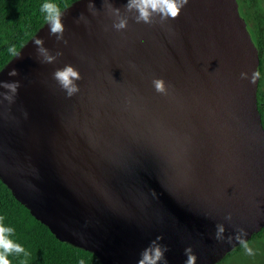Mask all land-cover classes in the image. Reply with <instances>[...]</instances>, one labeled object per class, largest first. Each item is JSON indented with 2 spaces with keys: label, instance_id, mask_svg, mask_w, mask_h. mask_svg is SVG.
I'll use <instances>...</instances> for the list:
<instances>
[{
  "label": "water",
  "instance_id": "obj_1",
  "mask_svg": "<svg viewBox=\"0 0 264 264\" xmlns=\"http://www.w3.org/2000/svg\"><path fill=\"white\" fill-rule=\"evenodd\" d=\"M91 2L62 8L59 38L46 21L0 69L19 82L12 102L0 87V181L102 264H141L157 246V264H217L264 227L259 58L236 0H189L150 24L127 0ZM106 2L126 29L111 27ZM65 65L81 77L71 97L53 78Z\"/></svg>",
  "mask_w": 264,
  "mask_h": 264
},
{
  "label": "trees",
  "instance_id": "obj_2",
  "mask_svg": "<svg viewBox=\"0 0 264 264\" xmlns=\"http://www.w3.org/2000/svg\"><path fill=\"white\" fill-rule=\"evenodd\" d=\"M72 1L74 0H53L60 9ZM43 2L44 0H0V69L46 22L44 14L39 10ZM0 223L13 229L10 239L22 245L27 253L8 254L10 264H102L93 253L55 238L46 226L30 215L1 181ZM263 235L264 227L222 260L241 252L245 244L248 246Z\"/></svg>",
  "mask_w": 264,
  "mask_h": 264
},
{
  "label": "clouds",
  "instance_id": "obj_3",
  "mask_svg": "<svg viewBox=\"0 0 264 264\" xmlns=\"http://www.w3.org/2000/svg\"><path fill=\"white\" fill-rule=\"evenodd\" d=\"M188 2L189 0H127L124 7L129 11L135 10L134 19L137 23L143 22L144 24H150L153 22V18L157 16L160 20L175 19ZM104 6L110 9L112 15L114 16L111 27L116 31L126 29L128 26V18L120 15V9L112 7V5L107 2ZM87 7L89 9H94L91 0H89ZM39 10L44 14V20L48 22L50 33H56L59 38L64 30V25L61 20V9L57 7L53 0H44V2L39 6ZM33 42L37 45L41 44L40 39H35ZM41 51L44 50L41 49ZM52 59L53 57L46 56V60L51 61ZM8 74L16 75V69H10ZM239 75L241 79H249L248 73L244 71H241ZM53 78L58 82L61 88L65 89L66 97H71L79 91V87L75 81L79 80L81 77L78 70L73 66L65 65L64 67L54 71ZM151 84L157 93L167 94L168 86L162 77H154L151 80ZM18 85V81L0 82V87L8 89V91L3 95L4 99L12 102ZM9 93H11V95H9ZM224 219L230 220L231 212L225 213ZM12 232L13 229L11 227L4 226L0 223V264H10V261L7 258L10 253H23L24 255H27L22 245L13 242V240L10 239ZM223 233L224 225L222 223H217L213 234L214 239H224L225 237H223ZM159 239L160 237H157V240ZM244 247L245 251L251 255L252 249L246 244ZM165 251H167V246H164L163 248L157 246L155 259L142 258L141 264H157V261L163 257V252ZM189 251L190 248H186L185 254L187 255ZM193 262L194 256H188L187 264H193Z\"/></svg>",
  "mask_w": 264,
  "mask_h": 264
},
{
  "label": "flooded vegetation",
  "instance_id": "obj_4",
  "mask_svg": "<svg viewBox=\"0 0 264 264\" xmlns=\"http://www.w3.org/2000/svg\"><path fill=\"white\" fill-rule=\"evenodd\" d=\"M236 3L258 53L257 107L264 128V0H236Z\"/></svg>",
  "mask_w": 264,
  "mask_h": 264
},
{
  "label": "rangeland",
  "instance_id": "obj_5",
  "mask_svg": "<svg viewBox=\"0 0 264 264\" xmlns=\"http://www.w3.org/2000/svg\"><path fill=\"white\" fill-rule=\"evenodd\" d=\"M248 247L252 249L251 255L244 248L241 252L228 256L219 264H264V235L258 241L249 243Z\"/></svg>",
  "mask_w": 264,
  "mask_h": 264
}]
</instances>
